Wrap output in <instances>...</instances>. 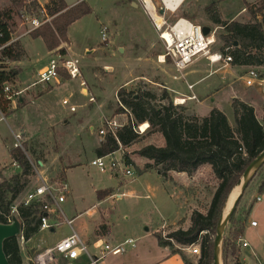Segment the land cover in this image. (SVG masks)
I'll return each mask as SVG.
<instances>
[{"label":"rangeland","instance_id":"rangeland-1","mask_svg":"<svg viewBox=\"0 0 264 264\" xmlns=\"http://www.w3.org/2000/svg\"><path fill=\"white\" fill-rule=\"evenodd\" d=\"M28 1L0 0V10L12 11V36L19 40L25 49L21 61H11L0 56V69L19 70L15 85L20 87L34 82L39 69L49 61L43 40L36 39L30 31V18L36 15V10L31 12L25 7L24 3ZM85 1L92 11L69 28L73 52L77 55L73 57L80 61L81 77L67 80L43 97H28L29 93H24L23 96L26 95L22 104L9 107L5 120L0 122V169H4L5 178L20 170L11 164L10 158V152L17 143L16 134L19 135L22 144L20 148L29 157L34 175L14 205L18 206L23 202L26 193L40 182V176L50 182L66 181L70 190L62 209L69 218L79 215L73 222V227L88 243L104 233L109 236L107 239H136L135 249L118 256L109 255L101 264L158 263L166 256L163 258L155 232L164 223L163 218H168L167 223L174 222L177 218L175 208L166 203L164 188L176 192L181 183L174 172L163 177L156 169L145 170L147 160L141 157L138 151L147 143L162 145L163 136L159 133L147 135L129 147H121L113 156L105 158V170L90 164L91 160L98 157L94 146L100 145L104 139L99 131L105 128V123L116 119L118 123L125 125L131 117L130 111L118 101L119 89L125 87L129 91H137L142 87L158 93L167 89L175 104L177 98L187 96L191 90L188 84H193L201 78L205 79L196 85V91L198 87L212 83L216 76L211 75L215 72L222 73L221 77L224 76L223 72L227 73L218 83V86H224V81L230 83L235 80L237 74L245 76L250 69L256 70L259 77L263 78L261 76L264 75V68L246 66L235 72L231 64L224 65L221 62L213 65L203 56L179 72L170 60L160 61V56L165 52L164 45L146 12L141 6L134 5L136 0ZM212 3L216 4L224 20L249 22L257 19L264 24V2L254 7L246 0H185L179 13L172 15L169 20L173 22L172 20L184 17L196 24L212 27L217 35L212 54L220 52L223 44L219 39L221 27L213 24L206 15L205 9ZM253 11L256 13L254 16ZM104 27H107L105 41L101 37ZM69 43L67 37L57 49L67 50ZM57 49L52 52L58 53ZM68 54L74 55L71 52ZM109 67L111 69H108ZM82 80H85V86L82 85ZM243 83L236 82L240 86L247 85L246 82ZM50 88L47 87L45 92ZM83 88L87 89V94L83 92ZM255 88L256 86H251L250 89L253 91ZM30 89L35 94L41 91L38 86ZM91 97L94 98L93 101H90ZM64 98L69 100L68 105L63 104ZM195 103L196 99H190L183 106L192 114ZM70 106H75L76 110L70 111ZM261 106L257 101L256 112L259 119L263 110ZM223 109L234 123L230 103H224ZM23 130L27 134L23 133ZM126 156L133 162H126ZM113 157L119 161L124 160L121 170L111 168ZM125 166L133 171L132 176L126 175ZM262 179V174L254 176L239 202L233 220L225 230L222 264H236L235 257L239 256L244 239H238L235 249L227 247L224 255L225 238L234 239L241 230L250 225L252 218L260 222V227L247 228L245 239L252 247L257 248L261 256V259L254 256L256 263L264 264V201H255ZM211 182L212 180L209 181V186L212 185ZM236 187L238 184L233 189ZM100 190L105 191L98 197ZM148 195L150 196L147 197ZM90 211L94 213L90 215ZM169 212L170 215L167 214ZM82 223L86 224V227H83ZM93 226L94 234L85 238L93 231ZM174 226L176 225H166L164 230H161L165 240H171L168 235ZM71 232L70 226L62 224L54 231L40 230L31 241L17 237L23 264H29L28 259L35 250L51 246ZM192 258L190 255V259Z\"/></svg>","mask_w":264,"mask_h":264},{"label":"trees","instance_id":"trees-1","mask_svg":"<svg viewBox=\"0 0 264 264\" xmlns=\"http://www.w3.org/2000/svg\"><path fill=\"white\" fill-rule=\"evenodd\" d=\"M24 5L31 12L36 10V15L42 14L45 10V13L54 16L51 23L32 30L34 37L41 38L50 51L59 48L61 43L67 40L68 28L72 23L92 11L85 0L73 6H69L65 0H48L44 5L32 0ZM205 11L208 19L222 29L219 35L223 43L220 52L232 57L230 63L232 66L264 68V26L257 19L249 22L224 20L215 3L206 7ZM255 14L253 11V16ZM12 19L10 9L0 10V33L3 43L9 42L13 37L10 25ZM235 41L238 45H234ZM57 50L61 54L67 53L64 48ZM24 53L25 49L21 42L15 40L4 49L2 57L11 61H21ZM19 73V70L15 69H0V103L5 112H8L10 101L3 92V85L8 81L15 84ZM62 77L63 81L69 78L64 71ZM261 77L264 78V75ZM118 101L130 111L131 117L128 123L118 127L114 133L110 131L103 135L104 139L95 149L98 157L108 156L119 151L121 147L133 145L147 135L159 133L165 139L164 146L147 143L138 151L141 157L148 160L145 163V170L156 169L161 176L167 177L170 172H185L192 175L202 166H211L219 183L207 211L205 213L200 210L192 211L191 224L188 228L184 227L188 217L182 218L172 227L168 235L171 240H165L160 232L156 235L159 244L181 254L185 264H214V242L226 199L242 178L248 165L264 151V115L261 120L258 119L253 105L234 98L232 100L234 123H231L227 115L217 107L208 115L200 117L195 113L190 114L189 109L183 105H175L167 89L158 93L142 87L137 91H129L122 87L118 91ZM22 103L19 100L18 105ZM145 122L150 125L148 132L138 133L134 127ZM22 150L17 146L10 152L11 164L17 162L20 168L16 174L5 178L4 169H0L2 223L7 221L14 202L27 188L30 178L34 175L33 165ZM126 162L133 161L126 156ZM101 193L99 192L98 196ZM40 206L41 203L26 206L23 202L17 206V216L22 223V235L26 240L39 232ZM242 233L241 230L234 239L225 238L224 255L227 247L235 249ZM193 244H199L201 253L190 259L182 248ZM4 251L11 264H23L16 237L5 240ZM235 261L236 264H241L238 257H235Z\"/></svg>","mask_w":264,"mask_h":264},{"label":"built area","instance_id":"built-area-1","mask_svg":"<svg viewBox=\"0 0 264 264\" xmlns=\"http://www.w3.org/2000/svg\"><path fill=\"white\" fill-rule=\"evenodd\" d=\"M31 1V0H30ZM251 6L256 7L264 2V0H246ZM136 2L143 8L148 15L152 25L158 32V36L162 41L165 52L160 56L162 62L170 60L179 72H182L188 68L192 63L198 60L200 57H207L211 64L224 63L229 65L232 62V57L229 54L224 55L221 52H212V48L216 43V32L210 28L208 34L204 33L205 26L199 25L187 18H178L172 20L169 18L172 15L179 13L182 9L185 0H136ZM246 10V9H244ZM53 15L45 13L31 16L30 31L46 24L51 23ZM161 20L158 23L157 19ZM2 33H0V56L4 49L10 45L15 39L9 42L3 43L1 41ZM102 40L107 39V27L101 30ZM79 59L73 57L71 54L56 53L49 61V63L43 67L39 73L37 79L28 86L20 87L11 82H6L3 85V92L6 98L10 101V106L15 107L19 100L23 97L24 93H27L31 87L34 86H46L53 82L60 83L62 77V71L67 72L70 79H77L81 76ZM244 81L248 86H253L255 81L260 80V77L256 70L250 69L244 77ZM82 85L85 86V82L82 81ZM190 89L194 85H188ZM87 93V91L85 90ZM187 99H196L194 94L190 96H183L180 98L182 101L176 99L175 104H184ZM94 98L91 97L90 101ZM64 105L69 104L68 99L63 100ZM125 108V106H123ZM75 106H70V111H75ZM6 112L3 110L0 103V122L5 120ZM142 124H138L134 129L144 134L147 130H142ZM122 124L116 120H108L105 123V128L101 129L99 133L101 136L107 132H113ZM21 137L16 134L17 143L14 147H22L20 142ZM116 153V152H115ZM115 153H111L105 157H96L90 164L98 167L100 170H105L107 163L106 157L113 156ZM124 160H117L114 157L111 160L110 166L113 170H121V164H124ZM14 166L19 167L18 163H13ZM263 176L261 180V186L264 187V164L259 169ZM126 175L132 176L133 171L125 166ZM40 182L26 193L23 200L24 205L41 203L40 215H39V231L40 230H52L66 224L71 227L72 233L67 237L61 239L57 243L35 250L33 255L28 259L29 264H101L102 261L109 255L117 256L122 253H126L130 248L136 247V239L126 238L125 240L111 244L107 241L98 239L94 241L91 246L88 245L73 229V218H69L65 211L62 209V204L66 202L67 194L69 193V185L66 181L50 182L47 179L40 176ZM262 200V195L259 194L256 197V201ZM17 216V205H13L11 214L7 216V221L4 223L10 224L13 222V217ZM252 226H257L258 221L252 220ZM21 237L24 239L23 235ZM243 247H248L249 243L244 241ZM191 254L199 255L201 253L199 244H193L187 247ZM260 264H263L260 262Z\"/></svg>","mask_w":264,"mask_h":264},{"label":"crops","instance_id":"crops-1","mask_svg":"<svg viewBox=\"0 0 264 264\" xmlns=\"http://www.w3.org/2000/svg\"><path fill=\"white\" fill-rule=\"evenodd\" d=\"M37 1L40 3V5H44V4L47 3L48 0H37ZM65 1H66V3L69 6H73V5L77 4L78 2H80L82 0H77V1H74V2H69L68 0H65ZM138 6H139V4H138ZM182 18H184V17H182ZM79 20H77L74 23H72L69 26V28L71 26H73L76 22H78ZM259 22L264 26V24L261 22V20ZM205 27H209V26H205ZM69 28H68V37H69L70 43H69V46H68V48L66 50L67 51L66 54H68V52L69 53L71 52L72 54H74L72 56H77L76 53L73 52L72 43H71V39H70V36H69ZM209 28H212V27H209ZM36 39H41V38H36ZM46 51H47V56L49 57V61H50V59L56 53L54 54L52 51L48 50L47 48H46ZM49 61H48V63H49ZM46 65L42 66L39 69V71L43 67H45ZM79 67H80V65H79ZM244 67H246V66H233L232 69H233V71L236 72L238 70H241ZM39 71H38V73H39ZM64 73H66L68 75L67 72H64ZM223 74H224V76L227 75V73H224V72H223ZM221 75H222V73H219V72L213 73L211 76H216V78L214 79V81L212 83H208L207 85H203L200 88L198 87V89L196 91H195L196 85L202 83L205 79L203 80V78H201L198 81L193 82V84H188V85H194V87L191 90L188 89L189 91L187 93V96H190V95L194 94L196 96V100H197V103H195L194 106H193V109H194V112L193 113H195L197 115L199 114L200 116L204 117V116L208 115L210 113V111L214 107H217L218 109L222 110L227 115V117H228V119L230 121V116H229V114H227L224 111L223 105H224V103L228 102L232 106V100L234 98H239V99H241V100H243V101H245V102L253 105L255 107V111H257L256 103H257V101H259L260 105H262L261 106V109H263L262 112H261V118H260V120H261L262 117H263V115H264V78H260V80L255 81V84L253 85V87L256 86V88H255V90L252 91L250 89L251 86H248V85H246V86H242L241 85L240 86V85H237L236 84V82H238L239 84H244L243 83V82H245L244 81V78H243L244 75H242V74H237L235 76V80H233L232 82L226 83L224 81V83H223V84H225L224 86H218V83H220L219 79L222 78V77H224V76L221 77ZM68 77H69V75H68ZM69 79H70V77L67 80H69ZM67 80H65L63 82V77H61L60 83L53 82V83H51L49 85H46V86H41V85L38 86L37 85L38 87L41 88V91L39 93H36L35 94V93H32L30 91L31 90L30 89L27 92V93H29L28 94V97L29 96H32V95H35V96L42 95V97H43L45 94L49 93L50 91H53L56 86L62 85ZM82 81L85 82V80H82ZM47 87H51V88H50V90L48 92H45V90H46ZM85 90L87 91L86 88H83V92L84 93H86ZM24 96L21 98V101L22 102L24 101ZM226 96H227V98H226ZM257 98H259V99H257ZM64 99H67V98H64ZM187 100H190V99H187ZM256 114H257V112H256ZM257 117H258V115H257ZM258 119H259V117H258ZM113 120H116V119H113ZM233 121H234V114H233ZM145 123H148V122H145ZM91 129H92V127H91ZM22 132L25 133V134H27L25 132V130H23ZM164 145H165V139H164V143L162 145H160V146H164ZM98 146H99V144L95 145L94 148L96 149ZM174 173L176 174L177 178L180 179L179 180L180 183H181L180 187L178 188V190L176 192L173 191V190L167 191L164 188V192L166 194V203H167V205L169 207L171 206V207L175 208V213L177 215V218H176V221H174V222H168V223H167L168 218H163L164 223L160 227L157 228V229H159V228L160 229L159 230H156L155 234L156 233H159V232L161 233V230H164V227L166 225H177V223L182 218H184V217H188V221L184 225L185 228H188L190 226V224H191V222H190V216H191L192 211H194V210H200V211H202L204 213L207 211V209L210 206V202L212 200V197H213V195L215 193L216 187H217V185L219 183L218 179L215 177V175H214V173L212 171L211 166H209V165L202 166L201 168H199V170L197 172H195L192 175H188L185 172H174ZM158 174H159V172H158ZM257 174H258V176L261 175L260 171H258ZM210 180H212V182H211L212 185L209 186V181ZM216 181H217V183H216ZM260 186H261V184H260ZM260 186L258 187L259 188V192L256 195V197L259 194H261L262 195V200L259 201V202H263L264 201V187L262 186V188H260ZM105 190H108V189H105ZM105 190H100V191H98V193L99 192H103ZM113 195H115V194H113ZM149 196L150 195H148L147 197H149ZM256 197H255V201H256ZM102 201H105V200H102ZM93 213H94V211H90L89 212L90 215H92ZM167 214L170 215L171 212H169ZM78 216L79 215L71 216V218H73L74 221H75L78 218ZM250 220L252 221V220H256V219L255 218H252ZM81 225L83 227H86V224H83L82 223ZM249 227L259 228L260 227V222L258 221V225L257 226H252L251 225V222H250V225L247 226L243 230V233H242V236L241 237L246 242H248V241L245 239V235H246V230ZM73 229H74V227H73ZM92 229H93V231L91 233H88L85 236V238L88 235L94 234V232H95L94 231V226H93ZM78 235H79V233H78ZM79 236L88 245H90V246H91V244L94 241H96L98 239L107 241V242H109L111 244H116V243H119V242L125 240L126 238H129V237L120 238L119 240H115L113 238L112 239H107V238H109V236L104 233V234H101V235L99 234L98 237H96L90 243H88L87 240H85L81 235H79ZM130 238H133V237H130ZM31 240H32V238L29 239V241H31ZM172 242H173V240H172ZM175 246H177V245H175ZM135 248L136 247L130 248L129 250H132V249H135ZM186 248L187 247H184L182 249H183L185 255L188 256L189 258H190V255H191V257L192 256L194 257V256L197 255V254L196 255L191 254L190 251L188 249H186ZM160 249H161V252L163 253V258L165 256L166 257L164 259L162 258L163 260H161L160 262L154 263V264H185L182 255L179 254V253H174L170 247L161 246ZM188 252L190 253V255H189ZM254 256L261 259V256H259V252H258L257 248L252 247L250 245V243H249V246L248 247H243L241 249L240 254L238 256V259H239V262L241 264H257Z\"/></svg>","mask_w":264,"mask_h":264},{"label":"water","instance_id":"water-1","mask_svg":"<svg viewBox=\"0 0 264 264\" xmlns=\"http://www.w3.org/2000/svg\"><path fill=\"white\" fill-rule=\"evenodd\" d=\"M134 5L138 6L137 2ZM210 32L209 27L204 28V33L208 34ZM234 45H238L235 41ZM108 69H111L110 67ZM264 164V151L259 154L245 169L242 178L238 181V186L240 187V192L233 202L230 211L227 215L224 213L221 215L217 226V233L214 242V264H222V244L224 241L225 230L230 223L235 211L237 210L238 204L242 199L245 190L249 186L250 182L254 176L258 173L259 169ZM228 202V200H227ZM22 234V223L18 216L13 217V222L10 224L0 222V264H11L4 251V242L7 239L19 237Z\"/></svg>","mask_w":264,"mask_h":264},{"label":"bare ground","instance_id":"bare-ground-1","mask_svg":"<svg viewBox=\"0 0 264 264\" xmlns=\"http://www.w3.org/2000/svg\"><path fill=\"white\" fill-rule=\"evenodd\" d=\"M157 20H158V23H161V20L159 18ZM177 99H178V101H182V100H180V98H177ZM141 128L144 131L147 130L149 128V123H143L141 125ZM239 192H240V187L239 186L236 187L235 189H233V191L231 192V194H230V196L228 198V202L226 203V206L224 208V212H223L224 215H227V213L230 211V208L232 207L233 202L235 201V199L238 196Z\"/></svg>","mask_w":264,"mask_h":264}]
</instances>
